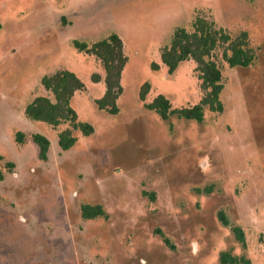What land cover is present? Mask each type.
Returning <instances> with one entry per match:
<instances>
[{
    "label": "rangeland",
    "instance_id": "obj_1",
    "mask_svg": "<svg viewBox=\"0 0 264 264\" xmlns=\"http://www.w3.org/2000/svg\"><path fill=\"white\" fill-rule=\"evenodd\" d=\"M198 14L248 32L255 60L231 68L218 51L225 112L206 109L201 124L164 121L140 89L150 84L147 103L158 95L173 108L200 102L196 64L169 75L160 55ZM0 23V264H221L223 251L264 264V0H0ZM111 34L128 58L116 116L95 104L105 93L92 81L105 76L101 62L73 45ZM62 69L86 85L72 107L95 128L89 137L75 132L69 151L58 144L68 124L54 129L25 115L34 98L53 97L42 78ZM36 133L51 142L46 160ZM83 205L108 216L87 220ZM220 211L243 229L246 248Z\"/></svg>",
    "mask_w": 264,
    "mask_h": 264
},
{
    "label": "trees",
    "instance_id": "obj_2",
    "mask_svg": "<svg viewBox=\"0 0 264 264\" xmlns=\"http://www.w3.org/2000/svg\"><path fill=\"white\" fill-rule=\"evenodd\" d=\"M73 45L78 52L94 56L101 62L105 76L103 78L99 74H93L92 81L94 83L103 81L105 93L101 99L95 101V104L100 111L111 116L118 115L120 113L118 101L124 93L122 78L128 62L122 39L117 34H111L91 45L78 40H74ZM218 51L222 52L223 61L231 68H248L255 60V53L246 31L232 34L227 29L219 27L213 19L200 14L196 16L191 30L177 28L170 42L161 48V61L169 75H173L182 63L193 61L196 64L195 73L200 82L201 100L191 107L173 108L165 96L158 95L152 103H147L146 99L151 86L145 83L139 95L145 108L155 111L164 121L176 116L179 119L201 124L205 120L206 109L222 115L225 112L222 95L226 85L222 67L216 56ZM152 67L154 70H159V66L155 63ZM42 85L53 97L34 98L25 108V115L30 121L42 122L54 129L68 124L69 128L58 133V144L62 151H69L77 145L79 139L75 132H80L84 137L95 133L94 126L83 122L72 107L75 94L87 90L86 85L75 73L65 69L58 70L53 74L45 75L42 78ZM24 138L23 133H17V142L23 143ZM32 140L38 147L39 158L46 160L51 149L48 137L36 133L32 136ZM0 159H2L1 156ZM8 166L13 167V164L9 163ZM3 179L4 173L0 171V181ZM81 210L82 216L87 220L108 216L102 206L83 205ZM218 218L223 226L231 228L236 240L246 248V236L243 229L240 226H232L223 211L218 213ZM156 233L168 247L175 249L170 239L161 231ZM220 262L221 264H251L249 260L237 257L230 251L221 252Z\"/></svg>",
    "mask_w": 264,
    "mask_h": 264
},
{
    "label": "crops",
    "instance_id": "obj_3",
    "mask_svg": "<svg viewBox=\"0 0 264 264\" xmlns=\"http://www.w3.org/2000/svg\"><path fill=\"white\" fill-rule=\"evenodd\" d=\"M102 77L104 78V75H102ZM123 79V78H122Z\"/></svg>",
    "mask_w": 264,
    "mask_h": 264
}]
</instances>
